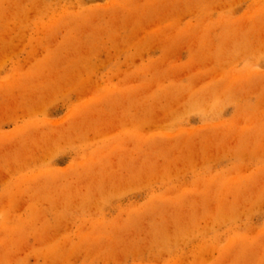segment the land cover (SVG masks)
Instances as JSON below:
<instances>
[{"label": "rangeland", "instance_id": "1", "mask_svg": "<svg viewBox=\"0 0 264 264\" xmlns=\"http://www.w3.org/2000/svg\"><path fill=\"white\" fill-rule=\"evenodd\" d=\"M0 264H264V0H0Z\"/></svg>", "mask_w": 264, "mask_h": 264}]
</instances>
